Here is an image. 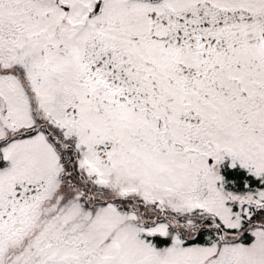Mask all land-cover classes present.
<instances>
[{"label":"snow or ice","instance_id":"6c2138e0","mask_svg":"<svg viewBox=\"0 0 264 264\" xmlns=\"http://www.w3.org/2000/svg\"><path fill=\"white\" fill-rule=\"evenodd\" d=\"M0 264H264V0H0Z\"/></svg>","mask_w":264,"mask_h":264}]
</instances>
